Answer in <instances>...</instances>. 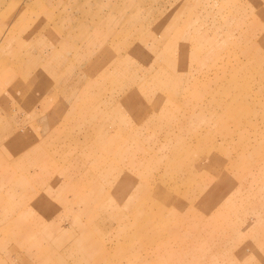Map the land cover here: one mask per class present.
<instances>
[{
    "label": "rangeland",
    "instance_id": "obj_1",
    "mask_svg": "<svg viewBox=\"0 0 264 264\" xmlns=\"http://www.w3.org/2000/svg\"><path fill=\"white\" fill-rule=\"evenodd\" d=\"M259 40L264 0H0V264H264Z\"/></svg>",
    "mask_w": 264,
    "mask_h": 264
},
{
    "label": "bare ground",
    "instance_id": "obj_2",
    "mask_svg": "<svg viewBox=\"0 0 264 264\" xmlns=\"http://www.w3.org/2000/svg\"><path fill=\"white\" fill-rule=\"evenodd\" d=\"M218 30H220L219 28H212L211 29V32H210V34H214L215 32H218ZM207 33H208V31H207ZM207 35V36H206ZM206 38H208V34H206V32L204 31H202L201 30V32L199 33H197V37H195V42H197V43H204V41H205V39ZM212 38V37H211ZM211 41V40H210ZM259 43L261 42V47L264 49V42L263 41H261V40H259L258 41ZM213 43H215V42H213ZM201 53V52H200ZM247 53H249V51H247ZM218 54H219V52H217L216 54H215V56H218ZM240 54V52H238V51H236V50H232V51H230V52H226L225 54H224V56H226L227 57V59L225 60V61H222V63L219 65V67L216 69V72H218L219 71V74L220 73H222L223 74V76H222V78L223 77H226V79H225V81L227 80V81H229V80H233L235 77H236V74H237V72H239L240 71V63L238 62V61H236V62H233V61H231V58L234 56V57H238L237 55H239ZM250 54V53H249ZM197 59V58H196ZM238 60H239V58H238ZM194 60L192 59V61L191 62H193ZM200 61V60H199ZM251 61V63L253 62V60H250ZM190 62V64H189V66H194L195 64H193V63H191ZM205 62V61H204ZM207 64V63H206ZM217 64L218 63H215L214 65H212V66H210V67H208V66H204L203 64H201L200 65V70L202 69V68H204V72H207L208 70L207 69H215V67H217ZM254 67V66H253ZM218 70V71H217ZM210 72H213V71H210ZM221 80V79H220ZM216 82H219L218 80H214L213 82H210L209 81V84L210 83H216ZM220 83V82H219ZM223 84V83H222ZM193 85V84H192ZM195 86V85H194ZM164 89H165V87H164ZM191 93V92H190ZM212 96V95H211ZM208 98V97H207ZM219 98H220V95L219 94H216L215 93V96L213 97L212 96V98H211V100H219ZM260 102V101H259ZM204 106V105H203ZM224 108V107H223ZM175 116V115H174ZM172 117V116H171ZM176 118V117H175ZM134 194V193H133ZM122 199L124 200L123 201V206H129V205H131V203H130V200H131V198L130 197H122ZM141 213H142V209H141ZM143 216V215H142ZM150 214H149V216L147 217V219L148 218H150ZM151 217H153V216H151Z\"/></svg>",
    "mask_w": 264,
    "mask_h": 264
}]
</instances>
